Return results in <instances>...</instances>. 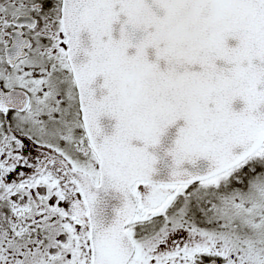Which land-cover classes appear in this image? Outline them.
I'll use <instances>...</instances> for the list:
<instances>
[{"label": "snow or ice", "instance_id": "snow-or-ice-1", "mask_svg": "<svg viewBox=\"0 0 264 264\" xmlns=\"http://www.w3.org/2000/svg\"><path fill=\"white\" fill-rule=\"evenodd\" d=\"M0 264H264V0H0Z\"/></svg>", "mask_w": 264, "mask_h": 264}]
</instances>
